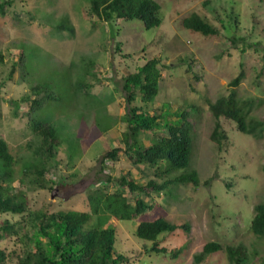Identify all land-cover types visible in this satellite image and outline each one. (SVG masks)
Listing matches in <instances>:
<instances>
[{
  "label": "rangeland",
  "instance_id": "1",
  "mask_svg": "<svg viewBox=\"0 0 264 264\" xmlns=\"http://www.w3.org/2000/svg\"><path fill=\"white\" fill-rule=\"evenodd\" d=\"M153 1L160 5L162 23L150 29L141 19L107 22L92 11L91 0H13L7 13L0 14V137L15 158L12 192L26 201L24 213L0 215L2 222L14 225L0 239L5 264H18L36 250L38 213L89 212L85 228H90L99 218L90 197L115 194L119 188L133 205L142 196L153 206L146 217L105 220L104 227L115 226L116 253L126 254L128 264H233L227 247L238 245L247 249L250 264H264V237L251 229L255 206L264 201V0ZM193 13L218 33L186 28L183 20ZM63 22L73 31L58 28ZM151 59L160 60V91L147 105L140 97L132 104L144 105L171 124L185 111L194 134L190 167L164 176L156 174V167L135 165L125 152L102 162L109 149L125 147V77ZM242 73L239 85L233 86ZM36 85L49 96L34 118L51 124L60 140L52 155L35 152L42 135L31 126V101H22L24 96L35 98ZM232 90L247 120L262 122L256 133L238 130L235 121L217 119L210 109L211 102ZM218 123L226 133L220 144L212 139ZM166 134L164 128L143 131L140 138L149 145ZM33 163L46 164L43 176L35 167L29 169L27 164ZM191 169L198 171L200 185L174 183L150 193L120 186L127 173L145 184ZM101 215L106 219L107 213ZM159 215L189 225L161 236L167 253L152 251V242L136 235L142 219ZM41 240L47 242L46 237ZM211 241L220 243L221 250L197 263L195 256Z\"/></svg>",
  "mask_w": 264,
  "mask_h": 264
},
{
  "label": "trees",
  "instance_id": "2",
  "mask_svg": "<svg viewBox=\"0 0 264 264\" xmlns=\"http://www.w3.org/2000/svg\"><path fill=\"white\" fill-rule=\"evenodd\" d=\"M12 2L13 0L0 2V14L5 15L6 7ZM91 3L92 11L107 22H113L115 19H141L147 29L158 27L162 23L159 12L160 5L153 0H91ZM183 24L186 28L204 35L218 33L214 26L196 13L186 17ZM63 27L73 31V28L64 22L58 25V28L62 29ZM25 55L26 52H23L22 63L25 62ZM0 59H2L1 53ZM159 63L160 60L151 59L140 66L137 72L125 77L123 88L127 92L126 102L129 109L127 114L128 130L123 134L125 147L109 149L102 162L107 159L117 160L120 152H125L135 165L146 164L156 167V174L160 176L190 167L194 152V134L192 123L187 120L186 112L180 114V119H177L176 124H171V121L163 119V116L148 112L144 105L132 104L140 97L141 102L147 105L158 95L161 78V72L157 67ZM243 76V73L240 74L232 82V85L235 87L239 85ZM79 84L82 88L83 85L85 86L83 81ZM33 91L37 94L35 98L24 96L22 101H31V110L28 112L31 126L34 131L42 135L41 145L36 148L35 152L44 154L46 150L52 155L53 150L59 146L60 140L54 133L51 124L34 118V113L42 108L43 101L49 95L40 85L33 86ZM210 109L217 119L225 117L233 120L236 122L238 130L248 134L256 133L258 125H262V122L250 123L247 120V113L235 90H232L229 95L221 96L215 102H211ZM163 128L167 131L166 135L159 137L149 145L142 142L141 132L158 131ZM225 137L226 133L218 123L213 131L212 139L221 143V139ZM14 161L15 158L9 149L8 142L0 137V215L5 213L21 214L26 211L24 197L12 192L10 169ZM27 166L29 169L35 167L42 176L47 170L46 164L33 163L27 164ZM174 183L200 185L201 180L196 169L182 172L161 183L150 179L147 183L140 184L135 178H131L129 173L120 178V186L123 189L129 188L131 192L138 191L139 193H150V190L165 191ZM206 183L208 184L209 181ZM90 199L92 210L99 217L97 223L90 228H85L91 219L89 212L69 210L50 215L38 213L36 220L41 222L35 238L36 250L29 251L18 264H128L129 259L126 254L116 253L117 232L115 226L104 227L103 225L112 216L130 221L138 217H146L147 211L153 207L152 204L139 196L133 205L120 188L115 194L101 193L91 196ZM159 208L161 209L162 206L160 205ZM101 212L107 213L106 219L101 215ZM185 228L189 229V225L171 223L164 216L159 215L155 219H142L137 226L136 235L151 241L150 249L152 251L167 253L169 249L166 246H160L161 236ZM251 229L257 236L264 237V201L255 206ZM13 231L14 225L9 220L2 222L0 217V239H5ZM41 237H46L47 242L44 243ZM221 248V244L218 242H207L203 250L195 256L196 262L201 263L207 255L219 251ZM227 251L228 258L233 264H250V255L243 245L228 246ZM6 261L7 252L0 247V264H5Z\"/></svg>",
  "mask_w": 264,
  "mask_h": 264
}]
</instances>
